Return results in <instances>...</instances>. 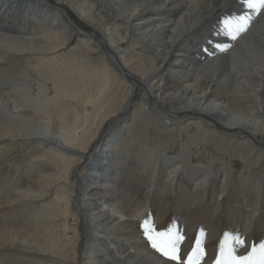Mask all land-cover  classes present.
<instances>
[{"label": "bare ground", "instance_id": "6f19581e", "mask_svg": "<svg viewBox=\"0 0 264 264\" xmlns=\"http://www.w3.org/2000/svg\"><path fill=\"white\" fill-rule=\"evenodd\" d=\"M144 219L264 241V10L0 0V264H176Z\"/></svg>", "mask_w": 264, "mask_h": 264}, {"label": "snow or ice", "instance_id": "6c2138e0", "mask_svg": "<svg viewBox=\"0 0 264 264\" xmlns=\"http://www.w3.org/2000/svg\"><path fill=\"white\" fill-rule=\"evenodd\" d=\"M243 3L257 14L264 10V0H243ZM250 19L251 17L242 15L231 20H224L225 34L232 40L237 39L242 32L246 31ZM215 47L220 51H225L228 46L217 44ZM140 227L151 248L167 260L175 261L176 264H181V262L182 264H201L205 256V249L199 236L192 251L187 254L185 259L180 255L184 235L178 228L169 226L165 231H158L151 219H144ZM246 243V240L239 234L232 235L226 232L219 243V252L214 264H264V241L251 246L250 250H247V254H236V248H243Z\"/></svg>", "mask_w": 264, "mask_h": 264}]
</instances>
